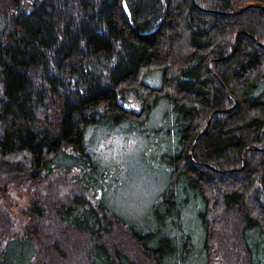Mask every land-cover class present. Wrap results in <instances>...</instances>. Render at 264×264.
<instances>
[{
	"label": "trees",
	"instance_id": "trees-1",
	"mask_svg": "<svg viewBox=\"0 0 264 264\" xmlns=\"http://www.w3.org/2000/svg\"><path fill=\"white\" fill-rule=\"evenodd\" d=\"M127 125L167 138V184L139 221L104 203L115 171L94 147ZM252 148H264V0H0V264H209L214 234L238 264H264ZM17 191L23 225L3 205Z\"/></svg>",
	"mask_w": 264,
	"mask_h": 264
},
{
	"label": "rangeland",
	"instance_id": "rangeland-1",
	"mask_svg": "<svg viewBox=\"0 0 264 264\" xmlns=\"http://www.w3.org/2000/svg\"><path fill=\"white\" fill-rule=\"evenodd\" d=\"M155 77L149 78L150 82L156 80ZM158 82L157 79L156 83ZM132 105L137 109L136 104ZM150 124L154 131L161 129L163 124L162 113L161 115L158 114ZM97 139L99 141L94 147L97 148L100 159H102L101 168H109L115 171L106 183L101 182L100 184L104 203L110 206L118 215L128 219L142 220L146 215V211L152 206L153 201L168 181L165 171L160 166L162 164L159 157L162 150L168 147L165 144L167 138L162 136V139L159 137V141L152 142L150 140V142H145L139 132L127 125L121 128L102 130ZM16 194L19 198L13 195L12 197L10 194L6 195L7 199L3 202V205L10 208L11 214L17 219L15 223L23 225L28 223V219H25L22 215V212L27 209L28 201L27 197H23L20 191H17ZM0 195L4 197L2 191H0ZM10 217L13 220L12 216ZM221 236L222 234L213 235L210 244L212 245V258L209 264H215L214 248L219 264H238V260L235 259L237 255L232 251L229 236L226 235L222 237L223 239H221ZM218 240L222 241L226 249L230 251L228 253L229 258L228 255L227 257L220 255L217 245ZM75 251L74 258L83 260L84 255H80L77 249Z\"/></svg>",
	"mask_w": 264,
	"mask_h": 264
},
{
	"label": "water",
	"instance_id": "water-1",
	"mask_svg": "<svg viewBox=\"0 0 264 264\" xmlns=\"http://www.w3.org/2000/svg\"><path fill=\"white\" fill-rule=\"evenodd\" d=\"M246 10V8L245 9H242V10H240L239 12H237V13H235V14H240V13H242V12H244ZM237 36L238 35H236V37H235V40H236V38H237ZM234 40V41H235ZM220 84L222 85V83L220 82ZM222 87H223V85H222ZM229 111H231V109H229L228 111H217V112H214V113H212L208 118H207V124H206V127H205V129L201 132V134L196 138V140H195V143H196V141L198 140V138H200V137H202L203 135H205V133H206V130H207V128H208V126H209V123H210V119L212 118V116L213 115H215V114H217V113H228ZM253 150H256V151H260V152H263L264 151V148H263V150L262 149H259V148H252ZM251 149V150H252ZM190 154H191V152H190ZM190 154H189V156H190ZM243 157H244V155H243ZM243 159V158H242ZM242 168L240 169V170H232L231 172H223V174H231L232 172H239V171H241L243 168H244V166L246 165V164H244V162L242 163ZM2 200H3V198L1 197V195H0V202H2ZM16 200L18 201V199L16 198ZM213 256H215V264H219V262H218V256H216V250H215V248L213 249Z\"/></svg>",
	"mask_w": 264,
	"mask_h": 264
}]
</instances>
